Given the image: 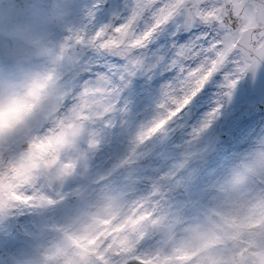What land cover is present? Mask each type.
<instances>
[{"label": "clouds", "instance_id": "9594fccd", "mask_svg": "<svg viewBox=\"0 0 264 264\" xmlns=\"http://www.w3.org/2000/svg\"><path fill=\"white\" fill-rule=\"evenodd\" d=\"M85 3L0 0V264H264V136L211 169V146L163 158L183 97L162 86L141 116L127 87L81 91Z\"/></svg>", "mask_w": 264, "mask_h": 264}, {"label": "snow or ice", "instance_id": "6c2138e0", "mask_svg": "<svg viewBox=\"0 0 264 264\" xmlns=\"http://www.w3.org/2000/svg\"><path fill=\"white\" fill-rule=\"evenodd\" d=\"M121 12L97 24L108 0H87L83 23L69 30L67 44L89 60L93 83L128 87L131 78L160 75L162 86L183 103L175 121L194 115L199 94L222 74L223 95L264 62V0H122ZM164 37L156 49L150 45ZM92 84L86 82L85 91ZM220 106L208 112L193 137L206 130ZM159 127V125L157 126ZM152 131H155L153 129ZM31 199V198H29ZM41 199H44L41 197ZM130 264H156L133 256Z\"/></svg>", "mask_w": 264, "mask_h": 264}, {"label": "rangeland", "instance_id": "374dc122", "mask_svg": "<svg viewBox=\"0 0 264 264\" xmlns=\"http://www.w3.org/2000/svg\"><path fill=\"white\" fill-rule=\"evenodd\" d=\"M87 3V0H86ZM123 7L122 0H110V5L105 8L97 16V24L107 23L113 13L121 12ZM164 37L158 38L152 45L154 49L162 44ZM156 81V80H155ZM86 82L92 84L90 93L94 95H102L103 87L96 86L92 78L89 76L87 80H81L78 87L81 91L85 90ZM154 83L153 78L138 74L129 84L133 88L132 95L125 94L130 109L141 116L147 114V110L152 102L156 99L160 88L166 80L160 76L159 80ZM223 83L222 74H218L212 79L211 89L203 91L199 94L196 110L194 115H189L186 119H182L174 123L172 130L161 145L162 157L173 158L182 152L186 146L214 147L212 152V160H209L208 166L215 168L218 164L226 163L233 154L246 149L253 141L264 136V113L258 115L249 113L248 109L254 106V99L247 97L244 84V75L238 80L235 87L231 89V95L225 96L223 93L228 91L220 85ZM145 90V92H144ZM136 91V92H135ZM135 92V93H134ZM220 106L219 112L211 125L204 130L198 137H193L192 129L199 127L205 115ZM254 108V107H253ZM102 128L112 135L109 139V146H117V135L119 132V122L113 120L109 122L105 120ZM221 134H226V138L222 139ZM161 180L166 179L163 174ZM15 232L13 229L5 225H0V244L5 242L14 243L13 237Z\"/></svg>", "mask_w": 264, "mask_h": 264}, {"label": "water", "instance_id": "95a60500", "mask_svg": "<svg viewBox=\"0 0 264 264\" xmlns=\"http://www.w3.org/2000/svg\"><path fill=\"white\" fill-rule=\"evenodd\" d=\"M246 85L248 87V94L257 95V104L259 108L264 107V78L257 76V70L255 72L249 71L247 74Z\"/></svg>", "mask_w": 264, "mask_h": 264}, {"label": "flooded vegetation", "instance_id": "af4514ba", "mask_svg": "<svg viewBox=\"0 0 264 264\" xmlns=\"http://www.w3.org/2000/svg\"><path fill=\"white\" fill-rule=\"evenodd\" d=\"M101 13V12H100ZM164 42V41H163ZM154 44V43H153ZM153 44H151L149 47H150V49H153L154 47L152 46ZM246 74H244V76H245ZM136 77V76H135ZM135 77H133V78H131V80L132 79H134ZM152 78H153V80H154V83H152V86L155 84V82H157V80H159V78H160V75H154V76H152ZM156 80V81H155ZM207 88H208V85H206V87H205V89H206V91H207ZM144 92H145V90H144ZM248 112L249 113H253V114H256V115H258L259 113H264V111H257L256 109L254 110V108H250V109H248Z\"/></svg>", "mask_w": 264, "mask_h": 264}]
</instances>
